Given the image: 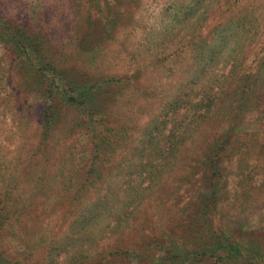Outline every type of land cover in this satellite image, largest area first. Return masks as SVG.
Listing matches in <instances>:
<instances>
[{"label": "rangeland", "instance_id": "374dc122", "mask_svg": "<svg viewBox=\"0 0 264 264\" xmlns=\"http://www.w3.org/2000/svg\"><path fill=\"white\" fill-rule=\"evenodd\" d=\"M18 28L42 58L24 63L9 48ZM263 46L264 0H0V218L11 217L1 247L38 245L29 264H173L163 245L190 252L201 231L245 255L204 264H264ZM27 62L74 83L106 76L124 86L105 89L94 124L60 99L45 124L50 102ZM250 68L257 90L246 103L263 114L228 121L236 73ZM214 136L237 153L224 163L216 212L196 225L212 172L192 163ZM117 138L126 141L111 157L98 155L95 142Z\"/></svg>", "mask_w": 264, "mask_h": 264}, {"label": "trees", "instance_id": "16d2710c", "mask_svg": "<svg viewBox=\"0 0 264 264\" xmlns=\"http://www.w3.org/2000/svg\"><path fill=\"white\" fill-rule=\"evenodd\" d=\"M107 32L108 29L104 30L103 35H105ZM108 34L106 36H108ZM6 44L11 50L15 49V51L19 53L18 57L19 59L22 58L24 63H26V59L32 61L31 53L38 54L36 58H42L41 55L46 54V52L42 51L41 46H39L40 44L36 41V38H33L31 35H29L25 29L18 28V33L13 34L11 39L6 37ZM262 50H264V46ZM39 66V63L27 62L24 72H31L32 75H36V85H32L34 90L41 98L50 102L48 113L46 114L45 124H51L55 121L56 113H54V103L57 99H60L62 102L68 105L74 106L79 112H81V114L89 120L86 125L89 123L94 124L97 120L96 117L100 112V108L98 109L99 100H101V96L104 95L105 89H112L118 85H120L119 87L124 86L122 84L124 81L123 79L114 81V78L106 76H98L96 79L87 78L86 83L82 84L74 83L73 81L76 80L71 75L66 74L64 76V73H62L56 66H51L47 70H44ZM251 70L252 69L250 68V71L244 74L243 70L240 69V71L236 73V76L239 77L238 83L237 86L233 88L232 92H230V94L233 96L232 105L230 107L229 113L225 114L228 121L240 120L246 116V113L258 110L257 107H254L258 105L255 101L253 102L254 104L252 103V105H247L246 103L247 100L250 102L249 99L252 98L254 92L257 90V84L252 83L253 74L250 73L252 72ZM37 79H39V81H37ZM59 82H62L63 85H59ZM214 104L215 103L212 102L207 103L204 105V107L211 108L214 106ZM168 108L171 111L176 110L173 103L169 104ZM257 112L263 114V112H260L259 110ZM172 134L175 135L176 132L172 131ZM174 137L175 136L172 137L171 144H169L171 147H168V155L171 154V151L173 152L172 142L174 141L172 140ZM125 141L126 140L123 138H117L116 140L112 139L108 142H101L99 145L100 147L98 146L97 142H95L94 145L97 149L98 155L105 154L107 157H111L116 152L117 148L120 147ZM208 147V150H206L204 153L201 152L198 154V157L192 163L193 168L198 166L200 169L212 172V175L204 176L203 182L205 183V186L200 187V190L204 191L198 196L200 200H197L199 209L196 210L194 214L196 225H206L207 219L209 218L210 214H212L211 212H216V209L218 208L221 201L220 191L223 189V185L221 183H223L225 179L223 176L224 163L228 159L231 160L237 153V148L233 146L229 140H222L218 136H214ZM155 150L157 153L162 151L159 148ZM161 156H164V152ZM95 159H97V157ZM97 168L98 167L96 165L94 174L98 176L99 171H96ZM89 186V183H85L83 185V189L88 190ZM106 200L107 199L104 201L107 203ZM7 219L10 220L11 217L1 216L0 224L1 221ZM212 236L213 240H211L212 238H209V236H205V234L201 231H194V247L190 252H186L184 254H182L178 248L168 247L165 245L163 246L169 249L168 252L174 258V261H172L173 264H204L202 259L207 257L214 258L216 261H224L227 258L245 256L240 252L241 249L239 246L241 245H237V243H235L231 238H228L225 235ZM36 240L41 243L45 242L41 237H37ZM176 240L177 239L173 238L170 242L176 243ZM1 244L2 243L0 241V264H29V258L39 250L36 248L38 245L31 246L29 243V245L24 248L23 251L9 253L1 247ZM85 262L86 261L81 260L77 263L84 264Z\"/></svg>", "mask_w": 264, "mask_h": 264}]
</instances>
